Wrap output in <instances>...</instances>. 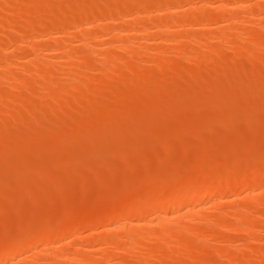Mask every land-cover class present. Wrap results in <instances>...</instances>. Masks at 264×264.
Wrapping results in <instances>:
<instances>
[{
    "label": "rangeland",
    "instance_id": "374dc122",
    "mask_svg": "<svg viewBox=\"0 0 264 264\" xmlns=\"http://www.w3.org/2000/svg\"><path fill=\"white\" fill-rule=\"evenodd\" d=\"M4 1H8V0H0V4L2 3L1 6L3 5ZM19 1H20V4H19ZM75 1H76V3H75ZM86 1H89V0H74V3L77 5L79 3L82 4ZM208 1H209V3H208ZM211 1H213V0H191V1L190 0H188V1L180 0V3H175L172 5L170 4L171 6H173V5L175 6L174 9H173L174 6L172 8L170 6V9H169L168 5H167L168 7L166 6V7H163V9H162L159 5L157 6V4H155V3L152 5L151 1H149L150 2L149 3L147 0V3L144 2V4L146 6H148L147 4L149 3V7L145 6L146 8H150V9H147L149 11L145 10L143 12L141 10L139 13V11L136 10L135 6H130V8L134 7V9H129V13H127V14L130 15V17L128 15L126 17H124V19L127 18L129 20H127V19L125 20L126 21L125 23H127V24L124 23L125 25H123L121 23V28L124 27L123 29H121L119 24L113 25V23H115V22L112 23L111 20L109 22L108 16L106 14H104V12L101 13L102 11H105V13H106L105 9L108 7V5H106L107 7L104 6L106 4L105 0H93V1L90 0L89 2L93 3V4H91L93 7L98 5L96 9H98V11L100 9L102 10L99 12L100 15L99 14L98 15L101 17L104 16L103 20H101L102 18H100L96 14L98 17H96L97 19L92 18L93 21L95 20L93 23H92L91 17L89 16L86 19V21L87 20L89 21L88 22L89 24L86 23L85 19H82L85 21L84 25L82 23L83 21H79V24L81 23L83 25V26L80 25V26H82L80 29L81 30L84 29V32L86 34H88L89 37H90V35L92 36L94 34L93 36H95V34H96V36L98 38V40H96V41L99 42L101 40H104L103 42H106V40H107V42L111 41V43L113 42V44H116V42L118 40H119L118 43L120 41L123 42L126 39H127L126 41H128V42L130 40H131L130 42H132L136 38L135 41L136 42L139 41L138 44L141 43V45H142L144 43L143 44L144 46H142V49L145 48V53H150V51H151V50L149 51L150 48L154 49V48H157L158 46H161V48H162L163 46L159 45V43L162 41V38H164L163 40H166V41L172 39L173 42L172 41H169V42L165 41L166 44L164 45L162 50L160 47H158L159 50L165 51V53L160 51L163 54L161 56L160 52L158 50V52H157L158 54L154 56V57H159V56L161 57V58L159 57L158 60L155 58L157 60L155 62H159L160 59L162 60L164 58L163 62H162L163 64H161V61L159 62L160 65H157L155 62H153V64L150 65V67H149V65H147L148 64L147 61L149 60V59H147L148 57L141 56V58L143 57V59H145V60H142L141 58H138L136 55L130 54V56H131L130 57V56H127L129 54H125L123 56L125 58H123V60L121 61V63L123 62V64H124L125 63L124 60L128 59L125 66L121 63H120V65L118 64L120 67L116 66V68L114 70L116 74L113 72V73H109V75H108L110 77V74H113V75H111V77H113L111 79L108 76H107V79H105L106 77L105 78L102 77L103 79L99 77L100 73H98V72L100 70L99 67L101 66L100 65L101 63L97 64L96 65L97 67L95 66L94 68H92L93 70H91V71L90 70H88V71L84 70L82 72V73H85L84 76H86V77H84V76L83 77L85 79V82L87 81V83H85L83 81L84 80L83 77L81 79L82 75L78 76L77 79H74V80H78V81H73L71 76H68L67 78H65L64 76L63 77L61 76L60 80L57 78V81L54 80V82L60 83L61 81L64 80V82H61V84L67 85V87H65L66 90L64 91V93L58 94V96L56 98H53V99L50 98L51 99L50 101H48L46 99V100H44L45 102L44 101L41 102L40 100L38 102L39 97L38 98L36 97L37 100L35 99L36 100L35 101L33 99L34 96H32V94L29 93L30 91H28L29 88L24 89L25 87L23 86V84H27V85L32 84L33 85V83H34V85H35L36 83L41 84L40 81H42V80H40L39 76L35 72H34L35 74L29 72L32 75H26V73L27 74H29V73L26 72L24 69H22L23 66L26 65L27 69H30V67H33V66H31L29 63L27 65L25 63V61H22V65H21V63H20L21 60H25V59L22 58V59H20V62H16L22 66L21 67L22 73H25V74H22L21 70H19L20 69L19 64H18V66H19L18 67L17 64L16 65L13 64L14 62H11L12 64L10 63L11 65H13V66H10V70H9V67L7 68L9 71L12 72L13 75L15 74L16 76L21 77L22 79H25L22 85L18 82L24 88L20 87L19 85H16L17 82L16 83L13 81H12L13 83L10 82V83H12L13 86L14 85L18 86L17 88L20 87L24 91L21 89H18L17 91H19V92H17L16 91L17 88L15 90L14 89L8 90V88H11L10 83L5 84L6 80L3 77L5 74L4 71H6V73L9 71H7V70L3 71L2 69H0V74L3 73V76L0 75V77H2V78H0V93L5 91V90L10 91V92L13 91L12 93L14 94V92H15V94L17 96V97H15V100H13V102L10 101L9 103H7V104H10V106L7 105V107L3 106V108L2 107L0 108V110L3 111V113H1V111H0V123L2 124V127H0V130H1L0 131V252L1 253H4L6 255H10V253L8 252V247L11 243H13L16 240L23 243L25 241L24 239H27L30 236L40 235L44 230H46L47 227L50 228L52 226L51 228H54L53 226L55 224H56V226H62V225H65L66 223H70V222L75 221L76 224H78V226L79 225L81 226L82 223H84V224L81 228L80 227L76 228L78 230L76 232L74 230L75 233L73 232V235L70 234V235L63 237V238L60 237V239H56V237H55L54 241L53 242L51 241V244L49 241V243L46 246L35 247L34 249L29 250V251L26 250V246L24 244H22L19 248L20 251H18L16 253V255L18 254L17 256L19 257L17 259V263L34 264V262H38V261L40 262L43 259V257H45V255L49 252H53V251L55 252L56 251L57 254H60L59 249L65 244L66 247L69 246V250H68L69 253L67 250H66V252H64L66 254L68 253L67 254L68 256H75L77 253L74 251L73 247L75 246L74 248H77L78 246H80L78 248L82 247L81 249L84 250L83 254H82V252H80L81 250L79 251L81 255H84L87 258L89 257L88 259H91V260L93 258L94 261L98 260L96 263L92 262V264H101V263L103 264V262L101 261V258L99 257V253L97 252L99 249L103 248V246L101 244L102 236L103 237H110V235L113 234L112 231L110 232V230H111L110 227H112L111 221L115 218H118L119 212L126 210L131 203H133V202L135 203V201H136V204H137V201H138V203H139V201H140V203H142V200H144V199L146 200V198H149L150 196H153V195H158L159 198L162 200H166V199L168 200V198L172 197L175 193H178L183 185L188 184V183L197 184L203 180L204 181L208 180L209 178L211 179V183H213L214 185L215 184H216V186H217V184L221 185L228 178L230 179L233 176L236 178L237 175L241 176L242 174H246L250 171V169L253 171V169H254L253 167H255V169H256L255 174L258 177L254 178L252 180L253 176L251 174H254V171H253V173L250 174L251 176L250 175L246 176V177L250 178L251 182L253 181L254 183H252V184L249 183L250 184L249 186H248V184L246 186L242 185L244 187L239 186L237 189V191L239 190L237 195H236V193H237L236 192V193H232V194L230 193L229 196L227 195L226 197H222V198L214 197L212 199V197H211L212 200L210 198H207V199L203 198L204 200H201V201H198L199 199H194V200H192L193 202L191 201V203L178 201V202H175L174 204H171L172 206L170 204L169 205L167 204V208L171 207V209H172V207H173L176 209H181V211H182L181 213L184 215H187L189 212H191V213L193 212L195 215H197L199 213L197 215L198 216L197 220L201 217L202 218H201V220L200 219L198 220V222L200 221L201 224H197V226L201 225L202 229L205 227L204 229L206 230V228L209 226H206V224H204V227H203V225H202V222L206 223L203 221L206 219L207 220H213L214 222L212 221V223H214V224H217L216 222H218V220H219L218 223L224 222L223 224L225 226H226V224H225L226 222L228 224L232 223V227L235 226L236 221H235V218H232V216L235 217L234 214L238 213L239 210H242L244 208L243 207L244 205H245V207L247 204L250 205V203L252 201V200L250 201V199H254L253 198L254 196L251 197L252 195L250 196V199L249 198L247 199V193H246L247 192L246 190L252 189V185L254 187L253 189L256 190L258 192V194L261 193V191L263 190V193H261V196L257 195L258 197L256 196V198L264 199V93L263 92L262 93L256 92L255 95L253 93L254 92L253 90L256 88L255 86L258 87L257 84L260 85V83H264L263 81L260 82V80L264 79V59L253 58V57H250V58L242 57L243 59L237 58V59H235V62H234V61H231L230 58H228L227 60H225L227 63L226 64L223 61L224 59H221L219 57H217L218 58L217 59L215 57L214 58L215 61L213 63H211L212 65H208V63H207L208 59L207 60L200 59V60H204L207 66L205 65V63L201 62L199 59H198L199 62L196 61L197 59L191 60L194 62L196 61L199 65L197 63L194 64V62H191V61H190V63H187V61L184 63V61L181 60L182 58H180L182 56V55L180 56V54H182V53L181 52L179 53V51H178V50L181 51L184 44L182 45V42H179L180 43V45H179V43L177 44L173 40L176 38L179 39L178 37L180 36V38H181L180 41H183L184 37H185V41L187 42L188 40H186V39H188L189 37L192 38L194 36L193 38H195V36H196V39H197V37H201V36L203 37V34H204L205 37L207 36L204 40H206L208 43L210 40L211 41L214 40L213 42H210L214 46L215 43H219L218 41H216L218 39L216 37H218L220 30H221V32H223V31L228 32L229 30L232 29V27L234 25L232 22H228V21L224 20L223 18L228 19V17H229V19H231V18L233 19V17H234L236 19L238 16L240 18V19L239 18L236 19V21H238V22H234L235 19H233L234 20L233 22L236 23L234 25L236 28L233 27V30L234 31L236 30L235 32L238 33L237 34L238 36L240 34L243 37L245 36V38L243 40H247V41H249L247 38L255 40L256 38H258V35L260 36V38H262L261 36L264 35V32H263L264 26H262V24L264 25V20H263L264 19V13H263L264 0H254L255 2L253 0H246L244 3L233 4V5H231L232 4L231 2H228V3L222 2L221 3L220 1L219 2L216 1L217 3H215L214 2L215 0L213 2H211ZM248 1H249V3H248ZM65 2H66V0H55L54 2L52 1V3H51L52 7L54 9V7L56 6L55 12H57L54 14H57V16L58 15L61 16L60 14L62 13V10H61V13H58L57 10L62 8L61 6H64L62 9H67V8H65L66 7ZM70 2L73 3L72 0H70ZM106 2H109V1H106ZM126 2L127 1H125V3ZM191 2H196V3L193 4ZM206 2H207V4H206ZM257 2H259V3H257ZM16 3L18 6L16 5ZM16 3H11V4L9 3L10 6L7 5L6 10L10 9V11H6V10L0 8L3 10V12H5V13H3L2 10H0V20H1L0 21V33H1L0 38L2 39V40H0V43H4V42L6 43V39H8L9 37L11 38V36H13L16 32L22 30L23 28L28 30V32H27V35H28L29 33H31L29 31V27L31 25L33 27L34 24H37L36 20H34V19H36L35 17H37V14H35L36 11L32 5L36 6L38 1L37 0H17ZM27 3H29V5ZM53 3L60 5V8L57 5L53 6ZM63 3H65V4L63 5ZM255 3H257V5ZM75 4H72V5H75ZM89 4L87 5V2H86L85 4H82V5L83 6H89ZM107 4H109V3H107ZM144 4H142V5H144ZM12 5H15V6L13 7ZM76 5H75V7H76ZM154 5H156L158 9L154 8V10H152L153 9L152 7H156ZM179 5L182 7H179ZM219 5L220 6L222 5L224 7H220L221 8V10H220V8H217ZM225 5H226V7H225ZM245 5H247V6H245ZM252 5L254 7H252ZM92 6L88 7V8L89 9L92 8L94 11H96V9H94ZM30 8H32V9H30ZM57 8H59V9H57ZM84 8L87 9V7H84ZM197 8H199V9H197ZM25 10H27V12L29 14L27 12H25ZM46 10L48 11V9H46ZM163 10L164 11L166 10V12H164ZM192 11H193V13H192ZM1 12L3 15L1 14ZM52 12H54V11H52ZM59 12H60V10H59ZM69 12L68 11L66 12L68 15L64 14L65 13L64 12V13H62L63 15L61 17L58 16V18H59L58 21H60V19H63L66 21V19H67V22H68L69 21L68 19H70V17H71V14H69ZM89 12H93V11L90 10ZM256 12L258 13V16H257ZM32 13H33V15H32ZM50 13L51 12L49 11V13L47 12L45 14L46 15L48 14L50 16L51 15ZM95 13H97V11ZM187 13L193 14L197 17V19L195 21L191 22V24H187V22L186 23L183 22V20H186V17L188 18V16H190L189 14L187 15ZM137 14L139 17L141 15H143L142 20H144L143 17L145 14H146L145 16H147V14H149L151 16L154 14V16H156V17L159 16V19H161L162 21H164L166 23L171 22L170 25L172 26V28H167L170 26L169 25V26H166V28H164V30H163L162 28H159V26L158 27L152 26V27L148 28V26L145 25V26H147V31H143L142 27H145L143 24H142L143 26L142 25H140L139 27L136 26L139 24V22H136V21H138V18H139L138 16H136ZM149 15H148V17H145V18L146 19L148 18L151 22L152 18L150 19L149 17H151V16H149ZM171 15L172 16L174 15V16L171 17ZM175 15L177 17H175ZM53 16H55V15H53ZM105 16H107V17H105ZM184 16H186V17L184 18ZM104 18H106V19H104ZM171 18L173 21L168 20ZM140 19H141V17H140ZM140 19H139V21H140ZM219 20H221V21L223 20V22L221 23V21H219ZM243 20H245V22ZM107 21L113 25V28L116 29V26H118L117 29L120 28L122 30V32L120 34V35H122L121 36L122 38H119V36H116V38H114L115 36H112V34L113 35L117 34V32H119V31L117 29H116L117 32L115 31V29H113L111 31V29H112L111 24L107 25V23H108ZM141 21H140V23H141ZM251 21H254V22L252 23ZM26 22H27V24H26ZM90 22L92 24H90ZM96 22L98 25L95 24ZM143 22L146 23L145 21H142V23ZM178 22H180V23H178ZM103 23H105V24H103ZM116 23H118V22H116ZM135 23H138V24H135ZM166 23H165V25H168ZM174 23H176V24H174ZM226 23L228 25H226ZM172 24L175 26H173ZM11 25L16 27V29L9 28V26L12 27ZM28 25H29V27H28ZM66 25H67L66 28L65 27L63 28V26H65L64 24L61 28H57V32H56V29L53 30L52 35H50L51 33L50 34L45 33V36H42L43 39L42 38L37 39V36L33 35V37H32L31 36L32 34H29V38H27V41L26 40L25 41H19L18 45L12 44L13 47H12V45L7 46L10 43H6L5 45L7 46L8 49L7 48H5V49L1 48V50L2 49H3V51L5 50L4 53L6 54V56L9 55L10 58H12V57L14 58L15 56L11 57L10 55H12V53H13V55L17 56V52H16V54L14 53L16 46H17V48H18V46H21V47L24 46V48H25V46H26L25 44H30L34 41H39V47L43 46L46 48L45 49L43 47L40 48L41 50L39 49V51H40L39 52V51H37L38 50V47H37V50L35 49L34 51L29 53L28 55L30 56L33 53L34 57H35V53L39 52V53H37V55L40 54L41 57H42V55L43 56L44 55L49 56V52L46 49H47V47L50 46V44L51 45L55 44L51 40H49L50 37L51 38H54V37L59 38V36L63 37L62 35H64L65 37H68L70 34L73 35L80 30L79 25H75V24L69 25V23ZM133 25H135V26H133ZM148 25H150V24L148 23ZM153 25H155V24H153ZM26 26H27V28H26ZM75 26H77V27H75ZM4 27H8V28H4ZM161 27H163V26H161ZM237 27L241 29V30L238 29V31L240 33L237 31ZM20 28H22V29H20ZM31 28H30V30H31ZM125 28H127V30H125ZM203 28H204V30H203ZM221 28H223L224 30ZM32 29L35 30L34 28H32ZM130 29H132V30H130ZM160 29H161V31H160ZM198 29H200V30H198ZM72 30H74V31H72ZM106 30L107 31L110 30L109 32L110 33L113 32V33L109 35V33L107 34ZM148 30H150V32ZM168 30H169V32H168ZM175 30L179 31L180 34H179V32H177ZM233 30H231V31H233ZM243 30L246 32L243 33L242 32ZM163 31H167L168 33L163 32ZM68 32H69V34H68ZM104 32H106V33H104ZM147 32L149 34L152 33L151 35H153V37L155 38V41H153V38L151 40L153 42L148 41L147 43L149 46L147 45L148 47L146 48L145 47L146 43L144 42V39L140 40V38L144 34H148ZM217 33H218V35H217ZM251 33H253V34H251ZM209 34H211V35H209ZM161 35H162V37H160ZM253 35H257L256 38H255V36L253 37ZM96 36H95V39H97ZM87 37L85 38V41L88 42L89 44H91V45H89L88 43H86L87 46H89V47H87L84 42H83L84 45H82L83 43L80 41H76V43H75V41H73L74 43L68 42V45H67V43H65L69 47H67L65 44H63V46L65 45L64 48H66L68 50H71L72 47L73 48L75 47L76 50L81 49L82 52H83V50L85 52L89 51L88 53L90 54V52H93L90 50H93L92 46L94 45V43L96 41H95L94 37H92L95 42L94 41H93L94 43L89 42L88 40H92V38L88 39ZM202 37H201V39H203ZM213 37H215V38L212 39ZM137 38H139V39H137ZM191 38H189V39H191ZM193 38L191 39L192 43H194ZM122 39H124V40H122ZM8 40H7V42H8ZM115 40H117V41H115ZM156 40H157V42H156ZM176 41H178V40H176ZM98 42H96V44H98ZM186 42L183 41V43H186ZM191 42H190V44H192ZM96 44H95V46H93V48L95 50L97 48ZM152 44H154V46ZM174 44H175V46H174ZM190 44H188V46L190 49H192V52H193V50L194 51L199 50L195 54H198L201 52V49H200L201 46H199V44L197 42L194 43V45L192 44L191 46H190ZM2 45H3V47L5 46L4 44H2ZM81 45L84 46L83 49H82ZM100 45L102 46L103 44H100ZM104 45H107V44H104ZM218 45L219 44H217L216 46L218 47ZM55 46L58 47L57 44H55L54 47ZM103 46L101 48L102 50H103ZM221 46L222 45H219V47H221ZM76 47H78V48H76ZM98 48H100V47H98ZM210 48H212V47H210ZM101 49H98L97 51H99ZM164 49H166L168 52H166V50H164ZM213 49H214V47H213ZM213 49L209 50V48H208L209 52H208V50H206L207 55H209L207 57H209L210 60L212 59V61H213V58H211V55H212L211 53H213L212 51H214L218 48H215L214 50ZM107 50L108 49L106 48L104 51H107ZM171 50L174 52H172ZM78 51H80V50H78ZM109 51H110V49H109ZM56 52L54 51L53 53H55V54L52 55V56H55V58L49 57L50 59H53L54 62L49 59V61H47V64H46L45 60H47L48 57H46L47 59L43 60L45 62V63L43 62L44 65H47V66L45 67L43 65L44 67H42L40 65V67L42 69H46V68L48 69V67H50V65H51L50 61H52V65H54V67H56L57 64L60 65V63L64 64L65 58L62 57L63 55L59 54L60 51H58L57 53ZM82 52L80 51L81 54H82ZM215 52L213 53V56L216 55ZM45 53H47V54H45ZM263 53L260 54V56L262 58H264ZM81 54L79 55L80 58H86V56H88L86 54L85 55L84 54L81 55ZM40 55L38 58H40ZM193 55H194V53H193ZM173 56L175 57L176 60L172 59V58H174ZM31 57L32 56H30V58ZM28 58H27V60H28ZM16 59H17V61L19 60V58H15L14 60L16 61ZM54 59H56V60H54ZM138 59L141 61H146L145 62L146 64H144V62H141V61H140V63H142V64H140V63L138 64L137 63ZM155 59L153 58L152 61H154ZM183 59H185V56L183 57ZM254 60L257 62H255ZM55 61H57V62H55ZM171 61H174L172 63L174 66L171 64ZM131 62H132V64H131ZM165 62H170V64L166 63L169 66L168 68L167 67L165 68V66H164ZM127 63L129 65H127ZM134 63L136 66L134 65ZM29 65H30V67H29ZM142 65H143V67H141ZM145 65H147L148 67H146ZM204 65L208 68H206ZM222 65H223V67H222ZM14 66H16L15 69H14ZM128 66H130V67H128ZM151 66H152V69L154 71L156 70L157 73L155 72V74H157V75H155L154 78L148 76L147 79L150 78L151 80L152 79L154 80L156 78V76L158 77L159 75H160L159 76L160 79L161 78L164 79V80H161V82H159L160 81L159 78H158L159 81L156 78L155 81H157V82L154 81L155 83L152 80L154 85L160 86L161 83H164V82H165V84L168 85L171 82L170 85L172 84L175 86L177 83L180 86V84L184 82L183 86L186 87V89L184 90V88L183 89L181 88L182 90H184L183 91L184 93L179 95V93H177L178 90L182 91L179 88V86H177L178 90H176L175 88H173L171 86L173 89V92H174V90H176L175 92H176V94H178V95L174 94V96H173V93L171 91H169L168 90L169 88L167 87V85H165V88L166 87L168 88L167 92H169V94L167 92H165V93H167L168 96L171 93H172V95H170V97L167 96L168 99H166V100L160 99V97L162 98L164 95L163 96L160 95L159 97H157V99L159 98L160 100H157V99L154 100V98H156V96L155 97L152 96L153 98L152 97L151 98L155 102L153 100L150 101L151 91H148L149 93H147V94H149V96L146 95V92H144L146 95V98L144 97L142 91H144V89L149 90L151 88V85H152L153 89L155 88V91H156V88H157V91L159 88V87L154 86L153 84L150 85V83H151V80H150L148 83V85L150 86L149 88H143L142 87L141 90L142 89L143 90L140 92L138 89V92H136V94L134 95V97H139V95H141V97H143V98L139 97L140 100L136 98L138 100V102H136L135 98L134 99L131 98L133 101L132 102L127 93H131L134 90H132V88H131V92H130V90L127 91L128 85L131 87L130 83L137 80L136 76L138 77V74H140V73L143 74L144 73L143 71H147V68L149 71ZM58 67H60V66H58ZM122 67H124V68L122 69ZM157 67L159 68V70L157 69ZM161 67H164V68H162V70H161ZM173 67H174V69H173ZM33 68H35V67H33ZM143 68H145L146 70H144ZM175 68H177V69H175ZM179 68L181 70H179ZM233 68H235L237 70V72L235 71V69L232 70ZM32 69L29 71H32V72L35 71L34 69L33 70ZM135 69H138L137 72ZM18 70H19V73H18ZM23 70L25 72H23ZM153 70H150V74H152L151 72ZM14 71H15V73H14ZM232 71L233 72L235 71V73H232ZM167 72H168V74H167ZM232 74H234V75L236 74L238 76L240 74L243 75V77H242V75L240 76V79L244 80L243 83L247 84L246 86L244 85V87H242V89L244 88L243 89L244 91H242V92L240 91V93H239V91H237L236 88H235V90L232 88V87H234L233 80H231V78H230V76H232ZM90 75H91V77H89ZM55 76L58 77L57 74ZM59 76H60V74H59ZM163 76H164V78H163ZM56 77H54L53 79H56ZM234 77H236V76H233V79L237 78V77L236 78H234ZM27 78H29L28 81H27ZM33 78L35 79V82L37 81L36 83L34 82ZM99 78H100V80H99ZM251 78H252V80H251ZM91 79H93V80L91 81ZM238 79H239V77H238ZM31 80H33V81H31ZM97 80H99V82L101 84ZM102 80H103V82H102ZM25 81H27V82H25ZM81 81H82V83H81ZM127 81L129 82L128 84H127ZM255 81H257L258 83L255 84L254 83ZM147 82H145V83H147ZM166 82H169V83H166ZM239 82H242V81H239ZM67 83H72V86H70ZM103 83H105V84H103ZM188 83H190V84H188ZM243 83H242V85H243ZM75 84H76V87H75ZM126 84H127V87L125 88ZM68 85L71 88L68 87ZM106 85H107V87H109V88H106V90H109V91H106V94H108V96L109 95H111V96H109L108 99L104 100L105 103L101 105L100 103L97 102L99 99L98 93H99V91H101V89H103V86L106 87ZM145 85H147V84H145ZM145 85H143V86H145ZM170 85H168V86H170ZM163 86H164V84H163ZM163 86H162V88H164ZM247 86H248V88L246 89ZM26 87H29V86H26ZM132 87H134V86H132ZM239 87H241V86L238 85L237 88H239ZM128 89H130V88L128 87ZM116 90H118L116 92L118 94L117 95L115 94L116 95L115 96V95H113L112 91L115 92ZM159 90H161V88H159ZM232 90H234V92ZM239 90H241V88ZM103 91H101V92H103ZM164 91H165V89H164ZM259 91H261V90H259ZM21 92H23V93H21ZM42 92H44V91H42ZM110 92H112V93H110ZM159 92L160 91H158V94L156 93L155 95L158 96ZM103 93H105V91ZM106 94H104V96L102 94L101 95H102V97H107ZM160 94H163V93H160ZM94 95H96V96L98 95V97L94 98V100H93V102H96L95 103L96 105L99 104V106L97 105L96 109H95L96 106L94 105L95 106L94 107L92 105L93 102H91V104H90V100H88V98L92 99L93 97H95ZM132 96L133 95H131V97ZM31 97H33V98L30 100ZM102 99H104V98H102ZM32 100H34L33 104H31L33 102ZM87 101L89 102V104H87L88 103ZM156 101H157V103H156ZM37 102L40 105H38ZM51 102H53V103H51ZM134 102H136V104H134V106H135L134 108L131 106H127L129 103L133 104ZM153 103H154V105H153ZM164 103L166 105L163 109L162 105ZM34 104L35 105L37 104L36 107L33 106ZM83 104L87 105V107L89 105L90 106L92 105L94 109L92 111H90L91 109L89 110L87 108L86 109L87 112L86 111L84 112V111H82V106L84 107ZM152 106H157V108L159 110L158 109H156V110L158 112L156 110H155L156 112H154ZM160 106H162V108ZM31 107H33V108L31 109ZM46 107H47V109H46ZM79 107H80V111L78 110ZM128 107H130V111H129ZM145 107H146V109H145ZM148 107L150 108V110H148ZM131 108H133V109H131ZM155 108L156 107H154V109ZM83 109H85V108H83ZM98 109H100V110H98ZM32 110H33V112H32ZM88 110H89V112H88ZM27 113H28V115H26ZM35 114L37 115L36 118L34 117ZM41 114H43V115H41ZM7 116H8V118H11V120L7 119ZM20 117H21V119H20ZM18 119H20V124H19ZM22 120L24 121L25 126L23 125ZM26 121H31L32 125H29L28 124L29 122L26 123ZM40 122H41V124H40ZM5 130H7V131H5ZM20 136H21V138H20ZM150 158H152V159H150ZM258 164H260V165H258ZM260 166L261 167L263 166V168L261 170H260ZM247 168H248V172H246ZM241 172H242V174H241ZM255 174H254V176H256ZM86 176H87V178H86ZM248 178H245V179H247L249 182ZM35 180H37V181H35ZM27 181H28V183H27ZM15 182L17 184H15ZM29 184H30V186H29ZM258 185H259V188H258ZM16 189L17 190L20 189L21 191L20 190L17 191ZM14 191H15V193H14ZM243 197H245V198H243ZM227 200L229 201V203ZM222 203H223V205L221 206ZM241 203L243 204V206ZM184 208L186 211L184 210ZM149 210L148 209L142 210L143 212L139 210L136 213L134 212L135 214L133 213V215L128 217L129 218L128 221L130 220L129 222H132V223L148 222L149 220H155V218L159 217L158 211H155V210L149 211ZM193 210H195L198 213H196ZM146 211H149V213ZM203 212H205V213H203ZM230 212L233 213V215H228ZM258 212L259 213L261 212L260 213L261 215H258L259 214ZM143 213H145V214H143ZM206 213L207 214L210 213L211 215L210 214L207 215ZM248 215L249 214H247L245 216L250 219V216L252 215L251 217L252 218L255 217V219H253V220L256 221L257 225H259V226L261 225L260 228L262 226H263L262 228H264V220H262V219H264V209H262V210L259 209V211H254L253 214H252V212H250V215L249 216ZM98 216L99 217L101 216L100 218L103 217V219H104V220H102V219L100 220L102 222L99 221L100 224L98 222L95 223L94 224L95 227L91 226L92 224H89V223H88L89 225L85 224V223L89 222L90 219L91 220L95 219ZM204 216L208 217V218H205ZM212 216H213V218H212ZM203 217L205 219H203ZM183 220H184V222H183ZM232 220H234V221H232ZM54 221H55V224H54ZM230 221H232V222H230ZM77 222H79L80 224ZM108 223H109V225H107ZM179 223H182V225ZM96 224H99V225H96ZM172 225H174V226H172ZM172 225H171V227H177V226L180 227V225H181L182 228H185L187 226H193L194 224H192V222L189 223V220L186 217L179 215L176 219L173 220ZM237 225H238V223H237ZM197 226H194V228ZM199 226H198V228H199ZM212 227L210 226V229L213 232L209 228H207V230L208 229L210 230L209 233L210 232L212 233V234L210 233V236L212 238H210V236L208 238V236L206 235L207 241L205 244L207 246L204 244V247H208V248L211 247L210 249H212V245H213V248H214L213 251H215V252L212 253V251L208 250V248H203L202 247L203 244L201 246L197 245L198 247L195 244L194 245L193 244H191V245L190 244H183L184 247L187 245L185 250H187V249L189 250L191 247L190 251H188V252H191V254H192L191 250L194 249V247H196L195 249H198L199 247H201L202 248V249L200 248L201 254L198 253V250L196 251L194 249L193 256H194V258L197 257V259L192 261V258H191L192 255H191V257H189L188 256L189 253L185 251V254L188 253L185 255V256L189 257L188 259H186V257L183 254L184 252H183L182 255L180 253H178L180 255L176 254V256H178V257H176L177 261L169 262L168 261L169 260L168 255L169 254L171 255L172 252H175V250H176L175 246H176L177 242L178 243L180 241L182 242V240H184L183 238H185V240H184L185 243H189V242L192 243L190 238H189L190 241L189 240L187 241L186 240L187 237H183L184 234L182 236L180 234V236H179L180 238L178 239V241L177 242L174 241L176 243L174 247L172 246L174 244V242H172V241L175 240L176 238L175 239L171 238L170 240H172V241L167 243V244H171V245H169V246L167 245V247H165L163 245L164 248H166V249L160 248V245H157L160 248V249H158V247L156 246L157 247L156 250L160 251V252H158V254L156 253L158 255V258L155 257V259H154V256L156 254L154 255L155 252L152 251L153 257L151 258L150 255H149V257L152 260H155V261L157 260V263H152V260L149 257L148 258L150 260H147L146 259L147 257H146L145 260H143L144 263L145 264H161L164 261L163 264H166L167 262H168L167 264H170V263L171 264H173V263L177 264V262H178V264H187L191 261L190 264L191 263L198 264V261H200L199 264H207V263L208 264H236L235 262L233 263V261L228 259V258H225V257L223 258V256L219 253V251H222L221 249L223 248V250L226 249V251H229V253H231L234 256V255L239 254V252H240L239 250L238 251L236 250L237 247H235V246L238 245V247L240 248L239 245H241V247L244 245L243 247L246 249L245 250L247 252L246 254L250 253V255L248 254L249 257H248V255H245V256L248 257V259H250L249 261L251 264H257V262H258V264H264V259L261 256L259 257V255H258L261 252L257 253V251L259 252L264 246V241H263L264 240V236H263L264 230L263 229H262L263 230L262 234L259 232L257 234H253V236L250 235L251 237L248 235V237H250V238H248V237H246L247 235L243 236V234H242V236H241V235L233 234L232 230L230 229V227H231L230 225H228L227 227H224L225 229H229L227 231L225 229L223 230L222 228H219L220 225H218V227H215L212 224ZM216 228L218 229V232L216 231L217 230ZM204 229H203V231H204ZM134 230H133V232H135L138 235H142L144 233L146 234L145 231H147V234H148L149 230H151L150 231L151 234L154 233L156 235L157 232L160 234V231H161L158 228L152 227V226H150V227L147 226L146 228H145V226H143V227H139L137 229L135 228ZM82 231H84V232H82ZM184 231L185 230H183V232ZM137 232H139V233H137ZM103 233H105V234H103ZM106 233L108 234V236H106ZM209 233H208V235H209ZM258 235H260V237ZM237 236H239V237H237ZM1 237H2V239H1ZM256 237L259 240H257ZM252 238H253V240H252ZM73 240H75V241H73ZM86 240H87V242H86ZM209 240H210V243H207ZM77 243H78V245H77ZM234 243L236 244L235 246H234ZM245 243L247 244V246L245 245ZM232 244H233V247H231ZM252 244L256 248L253 247ZM180 245H181V243H180ZM180 245L178 244V247ZM149 246H151V244ZM153 246H154V244H153ZM192 246H194V247L192 248ZM135 247L136 246H134V248ZM141 247H143V252H144L145 251L144 248H146V247L140 246V248ZM180 247H182V245ZM184 247H182V249ZM41 248H42V250H40ZM134 248H133L132 252L130 251L131 255H130V253L127 254L124 251H119V250L116 251V249H110L109 253L112 254L113 259L110 262H108V264H115L116 262H117V264L119 262H120V264H122L123 261H124L123 264H125L126 260L130 261L131 264H141V263H136L134 261L136 258L134 257V254H132V253H134V252L137 253V251L139 250L138 248H136V249H134ZM151 248H153V247H151ZM215 248H216V250H215ZM247 248H248V251H247ZM147 249H148V247L146 248V252L148 253ZM24 250H26V251L24 252ZM85 250H87V251H85ZM88 250H90V252ZM94 250H97V251L95 252ZM134 250H136V251H134ZM141 250L142 249H140V251ZM178 250H181V249H178ZM162 251H165V253H163ZM203 251L207 252V256L205 255V252H203ZM210 251H211V254H210L211 256H213V254H215V255L213 257L210 256V258H208L209 257L208 253ZM232 251H234V253H232ZM79 252H78V254H79ZM146 252H144V253H146ZM168 252H169V254L167 255L168 258H166L165 254H167ZM180 252H182V250ZM138 253H139V251H138ZM160 253H161V255H159ZM195 253L196 254L198 253V256ZM37 254L40 255V260H39V257L37 256ZM138 255H136V256H138ZM199 255H200V257H199ZM32 256H35L37 258L35 259V257H32ZM93 256H95V257H93ZM151 256H152V253H151ZM243 256H244V254H243ZM125 257H127V258H125ZM129 257L130 258L134 257L135 259L134 258L130 259ZM164 257H165V259H163ZM219 257H220V259H219ZM252 257L255 259H252ZM118 259H120V260L114 262L115 260H118ZM201 260L203 262H201ZM225 260H226V262H225ZM121 261H122V263H121ZM143 261H142V264H144ZM221 261H222V263H220ZM223 261H224V263H223ZM227 261H228V263H227ZM179 262H181V263H179ZM126 263L130 264L128 262H126ZM5 264H7V263H5ZM8 264H11V263L8 262ZM78 264H85V263H78Z\"/></svg>",
    "mask_w": 264,
    "mask_h": 264
},
{
    "label": "bare ground",
    "instance_id": "6f19581e",
    "mask_svg": "<svg viewBox=\"0 0 264 264\" xmlns=\"http://www.w3.org/2000/svg\"><path fill=\"white\" fill-rule=\"evenodd\" d=\"M38 1V3L36 4V6H34V5H32L33 6V8L35 9V11H36V13L35 14H37V17H35L36 19H34V20H36V22H37V24H34V26L32 27V25L29 27V25H28V27H29V31L31 32V33H29V34H32L31 36L33 37V35L34 36H37V39L39 38H42L43 39V37L42 36H45V33H47V34H50V35H52V31L53 30H55L56 29V32H57V28H61L62 26H63V24L65 25V26H63V28L65 27L66 28V24H68L69 23V25L70 24H75V25H82L81 23L79 24V21H83L82 23H83V25H84V22L86 21V19L90 16L91 17V20H92V18H94V19H97L96 17H98L99 15H100V11H102L101 9L98 11V9H96L97 8V6L98 5H96V6H92L91 4H93L92 2L90 3L89 1H86L87 2V5L89 4V6H83L82 4H85L86 2H84V3H79V4H75L76 3V1H75V3H74V0H72L73 1V3L72 2H70V0H66V4L65 3H63V5L65 4V8H67V9H62L64 6H61L62 8H60V5H57L56 3H53V6L54 5H57V6H59V8H57V9H59L60 10V12H59V10H57L58 11V13H61V10H62V13H64V14H67L66 12L68 11H70L69 12V14H71V17H70V19H68L69 21L67 22V19H66V21L65 20H63V19H60V21H58L59 20V18H58V16H57V14H54V13H57V12H55V7H54V9H53V7H52V1L54 2L55 0H37ZM91 1H93V0H91ZM106 1H109V2H106ZM125 1H127L126 3H125ZM149 1H151V4L153 5L154 3L155 4H157V6L159 5L162 9H163V7H166L167 5L169 6V9H170V6L172 5V4H175V3H180V0H148V2ZM186 1H188V0H186ZM191 1V0H190ZM214 1V0H213ZM213 1H211V2H213ZM216 1H220L221 3L223 2H225V3H228V2H231L232 4L231 5H233V4H240V3H244L246 0H215L214 2L215 3H217ZM254 1V0H253ZM17 2V0H8V1H4L3 2V5L1 6V4H0V8H2V9H4V10H6V7H7V5L8 6H10V4L11 3H16ZM29 2V1H28ZM89 2V3H88ZM144 2H146L147 3V0H105V5L104 6H106V5H108V9L106 8L105 10H106V13H105V11H102L101 13H103L104 12V14H106L107 16H108V20H109V22H110V20H111V22L113 23V22H115V23H113V25L114 24H119V26H120V28H121V23L123 24V25H125V24H127V23H125L126 21V19H124V17H126L128 14L127 13H129V9H134V7L133 8H130V6H135V8H136V10L137 11H139V13H140V11L142 10L143 12L145 11V10H147V9H150V8H146V7H149V3L147 4L148 6H146L145 4H144ZM210 2V3H211ZM255 2V1H254ZM10 3V4H9ZM30 3V2H29ZM29 3H27L28 5H29ZM32 3V2H31ZM75 4L76 5V7H75V5H72V4ZM107 3H109V4H107ZM128 3V4H127ZM144 4V5H142V4ZM187 3V2H186ZM191 3H196V2H191ZM208 3H209V1H208ZM214 3V4H215ZM248 3H249V1H248ZM253 3V2H252ZM257 3H259V2H257ZM257 3H255L256 5H257ZM261 3V2H260ZM19 4H20V1H19ZM35 4V3H34ZM81 4V5H80ZM150 4V5H151ZM171 4V5H170ZM190 4V3H189ZM201 4V3H200ZM206 4H207V2H206ZM212 4V3H211ZM264 4V3H263ZM16 5H17V3H16ZM27 5V6H28ZM80 7H79V6ZM94 8V9H96V11H97V13H95L96 11H94L92 8H88V7H91V6ZM151 5V6H152ZM210 5V4H209ZM230 5V4H229ZM13 7L15 6V5H12ZM18 6V5H17ZM31 6V5H30ZM146 6V7H145ZM150 6V7H151ZM154 6H156V5H154ZM157 6L156 7H152L153 9L152 10H154V8H157ZM167 6V7H168ZM174 6V5H173ZM173 6H171V8L173 7ZM184 6V5H183ZM187 6V5H186ZM189 6V5H188ZM236 6V5H235ZM245 6H247V5H245ZM78 7V8H77ZM84 7H87V9H85ZM145 9H144V8ZM177 7V6H176ZM179 7H182V6H180L179 5ZM206 7V6H205ZM217 7V6H216ZM220 7H224V6H218L217 8H220ZM225 7H226V5H225ZM240 7V6H239ZM244 7V6H243ZM252 7H254L253 5H252ZM9 8V7H8ZM175 8V6L173 7V9ZM212 8V7H211ZM215 8V7H214ZM216 8V9H217ZM2 9H0V10H2ZM30 9H32V8H30ZM46 9H48V11L46 10ZM158 9V8H157ZM161 9V10H162ZM165 9V8H164ZM168 9V8H167ZM197 9H199V8H197ZM203 9V8H202ZM213 9V8H212ZM226 9V8H225ZM228 9V8H227ZM234 9V8H233ZM67 10V11H66ZM90 10H92L93 12H89ZM135 10V11H136ZM220 10H221V8H220ZM6 11H10V9H7ZM17 11V10H16ZM32 11V10H31ZM49 11L51 12L50 14V16L47 14H45V13H49ZM52 11H54V12H52ZM147 11H149V10H147ZM151 11V10H150ZM164 11V10H163ZM170 11V10H169ZM2 12H3V10H2ZM2 12H1V14H2ZM25 12H27V10H25ZM142 12V13H143ZM152 12V11H151ZM156 12V11H155ZM164 12H166V10L164 11ZM171 12V11H170ZM184 12V11H183ZM198 12V11H197ZM207 12V11H206ZM254 12V11H253ZM261 12V11H260ZM3 13H5V12H3ZM28 13V12H27ZM60 14L61 16L63 15V14ZM192 13H193V11H192ZM219 13V12H218ZM252 13V12H251ZM257 13V12H256ZM263 13H264V10H263ZM29 14V13H28ZM91 14V15H90ZM98 16H97V15ZM103 14V15H104ZM151 14V13H150ZM156 14V13H155ZM170 14V13H169ZM189 13H187V15H188ZM208 14V13H207ZM212 14V13H211ZM3 15V14H2ZM32 15H33V13H32ZM53 15H55V16H53ZM68 15V14H67ZM94 15V16H93ZM146 15V14H145ZM144 15V17H143V19L144 20H142V16L143 15H141L140 17H141V19H140V17L138 16V14L136 15V16H138L139 18H138V21H136V22H139V24L138 23H135V24H138V25H136L137 27H139L140 25H147L148 26V28H150V27H158L159 26V28H162L163 30H164V28H166V26H169L170 25V23L171 22H164V21H162L161 19H159V16H154V14L151 16V15H149V14H147V16H145ZM148 15L149 16H151V17H149L150 19L152 18V20H151V22H150V20L147 18H145V17H148ZM190 16H188V18L186 17V16H184V18L186 17V20H183V22H187V24H191V22H193V21H195L196 19H197V17L195 16V15H193V14H189ZM253 15V14H252ZM255 15V14H254ZM260 15V14H259ZM28 16V15H27ZM61 16H59V17H61ZM107 16H105V17H107ZM129 17H130V15H128ZM174 16V15H173ZM172 15H171V17H173ZM210 16V15H209ZM234 16V15H233ZM238 16V15H237ZM257 16H258V13H257ZM262 16V15H261ZM4 17V16H3ZM100 18H102L101 20H103V17H101V16H99ZM165 17V16H164ZM175 17H177L176 15H175ZM205 17V16H204ZM10 18V17H9ZM183 18V17H182ZM183 18V19H184ZM237 18H239V16L237 17ZM236 18V19H237ZM244 18V17H243ZM262 18V17H261ZM260 18V19H261ZM82 19H85V21L84 20H82ZM90 19V18H89ZM104 19H106V18H104ZM139 19H140V21L142 20V21H145L146 23H142V21H141V23H140V21H139ZM146 19V20H145ZM220 19V18H219ZM224 20H226V21H228V22H232L234 25L236 24V23H234V22H238V21H236V19L233 17V19H235V21L231 18V19H229V17H228V19L226 18H223ZM240 19V18H239ZM242 19V18H241ZM249 19V18H248ZM252 19V18H251ZM63 20V21H62ZM127 20H129V19H127ZM132 20V19H131ZM137 20V19H136ZM165 20V19H164ZM168 20H171V21H173L172 20V18L171 19H168ZM205 20V19H204ZM259 20V19H258ZM262 20V19H261ZM264 20V19H263ZM1 21V20H0ZM26 21V20H25ZM62 21V22H61ZM95 21V20H94ZM93 20H92V23L94 22ZM134 21V20H133ZM219 21H221V20H219ZM234 21V22H233ZM242 21V20H241ZM240 21V22H241ZM244 22H245V20H243ZM64 22V23H63ZM89 21L87 20L86 21V23H88ZM98 22V21H97ZM97 22L95 23V24H97ZM108 22V21H107ZM107 23V25L108 24H111V23ZM116 22H118V23H116ZM128 22V21H127ZM130 22V21H129ZM175 22V21H174ZM182 22V23H183ZM207 22V21H206ZM223 22V20L221 21V23ZM252 23L254 22V21H251ZM91 22H90V24H92ZM125 23V24H124ZM148 23L150 24V25H148ZM165 23L166 24H168V25H165ZM178 23H180V22H178ZM243 23V22H242ZM2 24V23H1ZM8 24V23H7ZM26 24H27V22H26ZM89 24V23H88ZM103 24H105V23H103ZM153 24H155V25H153ZM174 24H176V23H174ZM194 24V23H193ZM230 24V23H229ZM240 24V23H239ZM261 24V23H260ZM3 25V24H2ZM5 25V24H4ZM25 25V24H24ZM82 25V26H83ZM98 25V24H97ZM113 25L111 24V27H112V29H111V31L113 30V29H115V28H113ZM122 25V26H123ZM142 25V26H143ZM173 25V24H172ZM226 25H228L227 23H226ZM233 25V27H235ZM248 25V24H247ZM253 25V24H252ZM251 25V26H252ZM12 26V25H11ZM36 26V27H35ZM74 26V25H73ZM82 26H80L79 27V29L82 27ZM100 26V25H99ZM133 26H135V25H133ZM132 26V27H133ZM141 26V27H142ZM147 26H145V27H142V29H143V31H147ZM161 26H163V27H161ZM171 26V25H170ZM167 27V28H172V26L171 27ZM173 26H175V25H173ZM199 26V25H198ZM231 26V25H230ZM238 26V25H237ZM262 26H264L263 24H262ZM34 28L35 30H33L32 28ZM75 27H77V26H75ZM178 27V26H177ZM228 27V26H227ZM233 27H232V29L231 30H233ZM239 27V26H238ZM237 27V31H238V29L239 30H241L240 28H238ZM246 27V26H245ZM248 27V26H247ZM250 27V26H249ZM4 28H8V27H4ZM9 28H14V29H16V27H14V26H12V27H10L9 26ZM26 28H27V26H26ZM30 28H31V30H30ZM96 28V27H95ZM102 28V27H101ZM118 28V26H116V29ZM117 29L119 32H117V30L115 29V31L117 32V34H112V33H110L109 31H107V34L109 33V35L110 34H112V36H115L114 38H116V36H119V38H122L121 36L122 35H120L121 34V32H122V30L121 29H123V28H121V29ZM128 28V27H127ZM127 28H125V30H127ZM194 28V27H193ZM225 28V27H224ZM236 28V27H235ZM20 29H22V28H20ZM78 29V30H79ZM98 29V28H97ZM138 29V28H137ZM136 29V30H137ZM141 29V30H142ZM145 29V30H144ZM178 29V28H177ZM192 29V28H191ZM196 29V28H195ZM221 29H223V28H221ZM255 29V28H254ZM62 30V29H61ZM101 30V29H100ZM121 30V31H120ZM130 30H132V29H130ZM197 30V29H196ZM198 30H200V29H198ZM203 30H204V28H203ZM224 30V29H223ZM227 30V29H226ZM229 30V29H228ZM231 30H229L228 32H225V31H223V32H221V30H220V33H219V35H218V33H217V35H218V37H216V38H218L216 41H218L219 43H215L214 44V46H213V44H211L210 42H213V41H209V43L211 44H209L206 40H204L206 37L204 36V34H203V39H201V37H197V39H196V36H195V38H193V42L194 43H198L199 44V46H201L200 47V49H201V52L200 53H198V54H195L197 51H199V50H197V51H194L193 50V52H192V49H190L189 48V46H188V44H190V42L192 41L191 39V37H189V38H191V39H186V40H188L187 42L185 41V37H184V42H186V43H183V41H180L181 40V38H180V36L178 37L177 35V37L179 38V39H173L174 40V42H176L177 44L179 43V42H182V45L184 44V46H183V48L181 49V51L180 50H178L179 51V53L181 52L182 54H180V56L182 55L183 57L185 56V59H183V57L181 56L180 58H182L181 60H183L184 61V63L187 61V63H190V61L191 60H193V59H197L196 61H198V59L200 60V59H205V60H207V63H208V65H212L211 63H213L214 61H215V57L217 58V57H219V58H221V59H224L223 61L226 63V61L225 60H227L228 58H230V60L231 61H234L235 62V59H237V58H241V59H243L242 57H247V58H250V57H253V58H261V59H264V58H262L261 56H260V54L261 53H263L264 52V35L263 36H261L262 38H260V36L258 35V38H256V36L257 35H253V37L255 36V40L254 39H249V38H247L249 41H247V40H243L244 38H245V36L243 37V36H241V34L238 36L237 34L238 33H236L234 30L233 31H231ZM63 31V30H62ZM72 31H74V30H72ZM135 31V30H134ZM140 31V30H139ZM149 32H150V30H148ZM160 31H161V29H160ZM175 31H177V30H175ZM231 31V32H230ZM259 31V30H258ZM257 31V32H258ZM27 32H28V30L27 29H22V30H20V31H18V32H16L13 36H11V38L8 40V39H6V43H10V44H8L7 46H11L12 44H19V41H27V38H29V34L27 35ZM67 32V31H66ZM124 32V31H123ZM153 32V31H152ZM163 32H167V31H163ZM168 32H169V30H168ZM167 32V33H168ZM177 32H179V31H177ZM176 32V33H177ZM214 32V31H213ZM239 32V31H238ZM243 33L244 32H246V31H242ZM264 32V31H263ZM90 33V32H89ZM104 33H106V32H104ZM115 33V32H114ZM148 33V32H147ZM160 33V32H159ZM185 33V32H184ZM240 33V32H239ZM256 33V32H255ZM260 33V32H259ZM1 34V33H0ZM9 34V33H8ZM44 34V35H43ZM46 34V35H47ZM68 34H69V32H68ZM91 34V33H90ZM123 34V33H122ZM137 34V33H136ZM142 34V33H141ZM152 33H148V34H144L141 38H140V40L141 39H144V42L146 43V48L149 46L148 45V41H151L152 40V38H153V41H155V38L153 37V35H151ZM179 34H180V32H179ZM208 34V33H207ZM251 34H253V33H251ZM250 34V35H251ZM258 34V33H257ZM5 35V34H4ZM94 35V34H93ZM91 36L90 35V37L88 36V34H86L85 32H84V29H80L77 33H75V34H73V35H69L68 37H65L64 35H62L63 37H61V36H59V38L58 37H54V38H51L50 37V39L49 40H51L53 43H55V44H57L58 45V47L57 46H55L54 47V45L55 44H50V46L49 47H47V49L46 50H48V52H49V56H43L42 55V57H41V55H40V58L42 59H40V58H38L39 57V55H37V53H39L40 51H39V49L40 48H42V47H39V41H34V42H32V43H30V44H25L26 46H25V48H24V46H18V48H17V46H16V49H15V54H16V52H17V56L16 55H13V53H12V55H10L11 57L12 56H15L13 59L12 58H10L9 57V55H7L6 56V54L4 53V51H3V49L1 50V48H7V46L5 45L6 43L4 42V43H0V69H2L3 71L4 70H7V71H9L10 70V66H13V65H11L12 63L11 62H14L13 64L14 65H16L17 64V66H18V64L19 63H16V62H20V59H25V60H21V65H22V61H25V63L28 65V63L31 65V66H33V67H35V68H33V67H30V65H29V67H30V69H27V67H26V65L25 66H23V68L22 69H24L26 72H31V73H33V74H37L38 76H39V78H40V80H42V81H40L41 82V84L40 83H36L35 82V79H34V82L37 84H35L34 85V83H33V85L31 84V85H27V84H23V82H24V80L25 79H22L21 77H18V76H16L15 74L13 75L12 74V72L11 71H9V72H7L6 73V71H4L5 72V74H4V79L6 80V83L5 84H8V83H10V82H19L21 85L23 84V86L25 87H22L19 83L17 84L16 83V85H19L20 87H22V88H24V89H27V88H29L28 89V91H30L29 93H31L32 94V96H34V98L33 97H31L30 98V100L33 98L34 100L36 99L37 100V98H38V102H39V100L41 101V102H43L44 100H48V101H50L51 99H53V98H56L57 96H58V94H61V93H64V91L66 90L65 89V87H67V85L66 84H61V82H64V80L63 81H59L61 78V76L63 77H65V78H67L68 76H71V78L73 79V81H78V80H74V79H77V77L78 76H81V79H82V77L85 75V73H82L84 70H93L92 68H94L97 64H100L99 66V68H100V70H99V72L98 73H100V75H99V77L100 78H105V79H107V76L109 75V73H115V68H116V66H119L120 65V63H121V61L123 60V58H125V57H123L125 54H129V55H127V56H130V54L131 55H136L138 58H141V56H145V57H148L147 59H149L148 61H147V65H149V67H150V65H152L153 64V62H155V61H157L158 60V58L160 57H154L155 55H157L158 53V50H159V48L158 47H160L161 48V46H158L157 48H148L149 49V51H150V53H145V48L144 49H142V46H144L143 44L141 45V43L140 44H138L139 43V41L138 42H136L135 41V39L132 41V42H128V41H120L119 43H118V41L117 40H115V41H117L116 42V44H113V42L111 43V41L110 42H107V40H106V42H103L104 40H101V41H96V40H98V38H97V36H96V34H95V36H96V38L97 39H95V36ZM100 35V34H99ZM108 35V36H109ZM124 35V34H123ZM163 35V34H162ZM162 35L160 36V37H162ZM209 35H211V34H209ZM247 35V34H246ZM261 35V34H260ZM7 36V35H6ZM5 36V37H6ZM88 36V37H87ZM101 36V35H100ZM152 36V37H151ZM168 36V35H167ZM175 36V37H176ZM88 38V39H91L92 37H94V39H95V41L96 42H98V44H96V42L94 41V39L92 38V40H88L89 42H92V43H94V45L93 46H95V44H96V46H97V48H96V50L93 48V46H92V49L93 50H90V51H93V52H90V54L86 51H84L83 50V52H82V50L81 49H75V47L73 48L72 47V49L71 50H68V49H66V48H64L65 47V43H67V45H68V42L69 43H71V42H73V41H75V43H76V41H80V42H84L85 43V45L87 46V44L86 43H88V42H86L85 41V38ZM132 37V36H131ZM139 38H137V39H139ZM159 38V37H158ZM166 38V37H165ZM170 38V37H169ZM215 37H213L212 39H214ZM252 38V37H251ZM164 38H162V41L159 43V45H162L163 47H164V45L166 44V42L168 41H172V39L171 40H163ZM0 40H2L1 38H0ZM7 40H8V42H7ZM122 40H124V39H122ZM158 40V39H157ZM157 40H156V42H157ZM176 40H178V41H176ZM190 40V41H189ZM208 40V39H207ZM94 41V42H93ZM136 43H135V42ZM153 41H151V42H153ZM166 41V42H165ZM196 41V42H195ZM215 41V42H216ZM2 42V41H1ZM142 42V41H141ZM150 42V43H151ZM173 42V41H172ZM189 42V43H188ZM29 43V42H28ZM45 43V42H44ZM74 43V42H73ZM79 43V42H78ZM84 43L82 44V45H84ZM115 43V42H114ZM192 43V42H191ZM194 43H192L193 45H194ZM2 44H4L5 46L3 47V45ZM63 44H65L64 46H63ZM89 44V43H88ZM100 44H107V45H102L103 46V50L101 49L102 48V46L100 45ZM155 44V43H154ZM154 44H152L153 46H154ZM157 44V43H156ZM172 44V43H171ZM186 44V45H185ZM192 44H190V46L192 45ZM217 44H219V45H222L221 47H219V45H218V47L216 46ZM47 45V44H46ZM66 45V46H67ZM70 45V44H69ZM75 45V44H74ZM81 45V46H82ZM89 45H91V44H89ZM148 45V46H147ZM173 45V44H172ZM179 45H180V43H179ZM196 45V44H195ZM85 46V47H86ZM152 46V47H153ZM174 46H175V44H174ZM12 47H13V45H12ZM11 47V48H12ZM21 49H20V48ZM37 47H38V50H37ZM67 47H69V46H67ZM87 47H89V46H87ZM98 47H100V48H98ZM108 49L107 51H104L106 48ZM163 47L161 48V50L163 49ZM210 47H212V48H210ZM213 47H214V49L215 48H218V49H216V50H214L213 49ZM44 49L46 48V47H43ZM76 48H78V47H76ZM84 48V46H82V49ZM91 48V47H90ZM105 48V49H104ZM175 48V47H174ZM192 48V47H191ZM208 48H209V50L210 49H213L214 51H212L213 53L215 52L216 53V55L215 56H213V53H211L212 55H211V58H213V61H212V59L210 60L209 59V57H207V56H209V55H207V53H206V50H208ZM8 49V48H7ZM14 49V48H13ZM12 49V50H13ZM37 50V51H39V52H34L35 53V57H34V54L32 53L30 56H32L31 58H30V56L28 55L29 53H31L32 51H34V50ZM98 49H101V50H99V51H97ZM109 49H110V51H109ZM157 49V50H156ZM179 49V48H178ZM41 50V49H40ZM78 50H80L81 52H82V54H86V55H88V56H86V58H80L79 57V55L81 54L80 53V51H78ZM88 50V49H87ZM161 50H159V52L161 51ZM164 50H166V49H164ZM170 50V49H169ZM174 50V49H173ZM209 50H208V52H209ZM7 51V50H6ZM14 51V50H13ZM43 51V50H42ZM58 52V51H60L59 52V54H61V55H63L62 57H64L65 58V62H64V64L63 63H60V65H58L57 64V68L56 67H54V65H52V61H53V59H50V58H55V56H52V55H54L55 53H53V52ZM147 51V50H146ZM172 51V50H171ZM56 52V53H57ZM148 52V51H147ZM161 52H163V53H165V51H161ZM160 52V55L162 56L163 54ZM166 52H168L167 50H166ZM172 52H174V51H172ZM5 55H4V54ZM53 53V54H52ZM88 53V54H87ZM176 53V52H175ZM193 53H194V55H193ZM8 54V53H7ZM42 54V53H41ZM45 54H47V53H45ZM81 54V55H82ZM171 54V53H170ZM210 54V53H209ZM264 54V53H263ZM27 55V56H26ZM58 55V54H57ZM83 55V56H84ZM165 55V54H164ZM167 55V54H166ZM169 55V54H168ZM173 55V54H172ZM59 56V55H58ZM57 56V57H58ZM29 57V58H28ZM34 57V58H33ZM44 57V58H43ZM46 57H48V59L46 58ZM50 57V58H49ZM61 57V56H60ZM82 57V56H81ZM131 57V56H130ZM174 57V56H173ZM177 57V56H176ZM15 58H19V60L17 61V59H16V61L14 60ZM27 58H28V60H27ZM136 58V57H135ZM153 58L155 59L154 61H152L153 60ZM161 58V57H160ZM169 58V57H168ZM45 59H47V60H45ZM49 59L50 60H52V61H50L51 63V65L53 66H51L50 64V67H48V69L46 68V69H42L41 67H40V65L42 66V67H46L47 65H44V63L46 62V64H47V61H49ZM142 60H145V59H143V57L141 58ZM146 59V60H147ZM164 59V58H163ZM163 59L161 60H159V62L161 61V64H163L162 62H163ZM166 59V58H165ZM173 60L175 59V57L174 58H172ZM218 59V58H217ZM216 59V60H217ZM43 60H45V62L43 61ZM54 60H56V59H54ZM128 60V59H127ZM127 60H124L125 61V63L123 64V62L121 63V64H123L124 66H125V64H126V62H127ZM136 60V59H135ZM134 60V61H135ZM168 60V59H167ZM176 60V59H175ZM251 60V59H250ZM27 61V62H26ZM139 61V62H138ZM138 61H137V63L139 64L140 63V61L141 60H139L138 59ZM169 61V60H168ZM178 61V60H177ZM189 61V62H188ZM194 62V61H191V62H194V64L195 63H197V62ZM201 62H203V63H205V61L204 60H200ZM210 61V62H209ZM255 61V60H254ZM44 62V63H43ZM54 62V61H53ZM55 62H57V61H55ZM141 62H144V64H146L145 62L146 61H141ZM159 62H155L157 65H160L159 64ZM174 61H171V64L173 63ZM199 62V61H198ZM220 62V61H219ZM218 62V63H219ZM223 62V63H224ZM239 62V61H238ZM237 62V63H238ZM255 62H257V61H255ZM11 63V64H10ZM166 63H169L170 64V62H165L164 63V66H165V68L167 67H169L168 66V64H166ZM182 63V62H181ZM55 64V63H54ZM63 64V65H62ZM119 64V65H118ZM131 64H132V62H131ZM140 64H142V63H140ZM193 64V65H194ZM198 64V63H197ZM216 64V63H215ZM227 64V63H226ZM245 64V63H244ZM20 64H19V66H20V69L19 70H21V66ZM44 65V66H43ZM62 65V66H61ZM127 65H129L128 63H127ZM126 65V66H127ZM134 65H135V63H134ZM147 65H145L146 67H148ZM173 65V64H172ZM190 65V64H189ZM199 65V64H198ZM205 65H206V63H205ZM204 65V66H205ZM224 65V64H223ZM223 65H222V67H223ZM229 65V64H228ZM18 66V67H19ZM58 66H60V67H58ZM136 66V65H135ZM139 66V65H138ZM174 66V65H173ZM201 66V65H200ZM207 66V65H206ZM205 66V67H206ZM9 67V70L7 69ZM15 67L16 66H14V69H15ZM28 67V68H29ZM97 67V66H96ZM120 67V66H119ZM128 67H130V66H128ZM141 67H143V65L141 66ZM171 67V66H170ZM179 67V66H178ZM229 67V66H228ZM34 69L35 71H29V70H31V69ZM91 68V69H90ZM124 67H122V69H123ZM140 68V67H139ZM162 68H164V67H161V70H162ZM206 68H208V67H206ZM32 69V70H33ZM119 69V68H118ZM121 69V68H120ZM142 69V68H141ZM144 70H146L145 68H143ZM157 69L159 70V68L157 67ZM173 69H174V67H173ZM175 69H177V68H175ZM184 69V68H183ZM235 68H233L232 70H234ZM238 69V68H237ZM263 69V68H262ZM19 70H18V73H19ZM23 70V72H25ZM96 70V69H95ZM117 70V69H116ZM129 70V69H128ZM136 70V72H137V70L138 69H135ZM150 70H153L152 69V66H151V68H150ZM150 70L148 71V68H147V71H143L144 73L143 74H138V77L136 76V79L137 80H133L134 82H131L130 83V85H131V87L128 85V87L130 88V89H128V87H127V84L129 83L128 81H127V84H126V86H125V88L127 87V91L128 90H130V92H131V88H132V90H134V91H132L131 93H127L128 94V96L130 97V99L132 98V99H134L135 98V100H136V102H138V100L137 99H139V97H141V95H139V97H134V95L136 94V92H138V89H139V91L141 92L142 90H141V88L143 87V88H149L150 86L148 85V83H149V81L151 80L150 78L149 79H147L148 78V76H150V77H155V75H157V74H155V72H156V70L153 72H151L152 74H150ZM160 70V71H161ZM179 70H181L180 68H179ZM185 70V69H184ZM203 70V69H202ZM210 70V69H209ZM242 70V69H241ZM86 71V72H87ZM121 71V70H120ZM173 71V70H172ZM175 71V70H174ZM235 71L237 72V70L235 69ZM235 71L233 72L232 71V73H235ZM11 72V73H10ZM35 72V73H34ZM159 72V71H158ZM163 72V71H162ZM166 72V71H165ZM180 72V71H179ZM214 72V71H213ZM14 73H15V71H14ZM21 73H22V70H21ZM31 73H29V74H27L26 73V75H32ZM97 73V74H98ZM133 73V72H132ZM157 73V72H156ZM210 73V72H209ZM22 74H25V73H22ZM57 74V76L58 77H56L55 75ZM59 74H60V76H59ZM116 74V73H115ZM159 74V73H158ZM167 74H168V72H167ZM0 75H2L3 76V73L2 74H0ZM88 75V74H87ZM92 75V74H91ZM91 75L89 76V77H91ZM111 75H113V74H110V79L111 78H113V77H111ZM133 75V74H132ZM153 75V76H152ZM184 75V74H183ZM242 74H240L239 76L238 75H234V74H232V76H230V78H231V80H233V83H234V87H232L234 90H235V88H236V90L237 91H239V93H240V91L242 92V91H244L243 89H242V87H244V85L246 86L247 84H245V83H243V81L244 80H241L240 79V76H241ZM36 76V75H35ZM34 76V77H35ZM160 76V75H159ZM157 77L156 76V78H157V80H158V78H159V82H161V80H164V79H160V77ZM233 76H236V77H234V78H236V79H233ZM54 77H56V79H53ZM84 77H86V76H84ZM84 77H83V79H84ZM88 77V76H87ZM95 77V76H94ZM123 77V76H122ZM166 77V76H165ZM176 77V76H175ZM238 77H239V79H238ZM242 77H243V75H242ZM0 78H2V77H0ZM38 78V77H37ZM38 78V79H39ZM57 78L59 79L58 81L60 82V83H58V82H54V80L55 81H57ZM70 78V79H71ZM100 78H99V80H100ZM102 78V79H103ZM155 78V79H156ZM163 78H164V76H163ZM167 78V77H166ZM165 78V79H166ZM198 78V77H197ZM28 79L29 78H27V81H28ZM147 79V80H146ZM155 79L153 80V82L155 81ZM177 79V78H176ZM184 79V78H183ZM250 79V78H249ZM4 80V81H5ZM68 80V79H67ZM87 80V79H86ZM93 79H91V81H92ZM99 80H97L98 82H99ZM152 80H151V83H150V85L151 84H153L154 85V83L155 82H157V81H155L154 83L152 82ZM167 80V79H166ZM251 80H252V78H251ZM27 81H25V82H27ZM31 81H33V80H31ZM84 82H85V79L83 80ZM106 81V80H105ZM148 81V82H147ZM174 81V80H173ZM187 81V80H186ZM191 81V80H190ZM195 81V80H194ZM239 81H242V82H239ZM261 81H263L264 82V79L263 80H260V82ZM12 82V83H13ZM80 82V81H79ZM96 82V81H95ZM102 82H103V80H102ZM145 82H147V83H145ZM170 82V81H169ZM169 82H166V83H169ZM236 82V83H235ZM12 83H10V87L11 88H8V90H10V89H16L18 86H13L12 85ZM66 83V82H65ZM81 83H82V81H81ZM85 83H87V81L85 82ZM100 83V82H99ZM106 83V82H105ZM105 83H103V84H105ZM134 83V84H133ZM147 84V85H145V84ZM171 83V82H170ZM170 83L168 84V85H170ZM173 83V82H172ZM175 83V82H174ZM231 83V82H230ZM242 83H243V85H242ZM255 84L256 83H258L257 81H255L254 82ZM39 84V85H38ZM67 84H69L70 86H72V83H67ZM101 84V83H100ZM102 84V85H103ZM163 84H164V86H163ZM186 84V83H185ZM188 84H190V83H188ZM68 85V87H70ZM80 85V84H79ZM143 85H145V86H143ZM160 85V84H159ZM165 85H167V84H165V82L164 83H161V85L160 86H156V85H154V86H156V87H159V88H161V90H159V88H158V91H160L159 92V95L157 96V95H155L156 93L158 94V91H157V88H156V91H155V88L153 89L152 88V85H151V88L148 90V89H144V91H142V93H143V95H144V97L146 98V95H148L149 96V94H147V93H149L148 91H151V96H150V98L152 97V96H156V98H154V100H156L157 99V97H159L160 95H164L162 98L160 97V99L161 100H166V99H168L167 98V93L169 94V92H167V89L169 90V91H171L172 93H173V96H174V94H176V90H178V87L177 86H179V84H177L176 83V85L174 86V85H170V86H168L167 85V87L165 88ZM184 85V82L183 83H181L180 84V86H179V88L181 89H183L184 88V90L186 89V87H184L183 86ZM238 85L239 86H241V87H239V88H237L238 87ZM258 85V87L257 86H255L256 88L253 90L254 92V95L256 94V92L257 93H264V83H260V85L259 84H257ZM262 85V86H261ZM6 86V85H5ZM8 86V85H7ZM26 86H29V87H26ZM81 86V85H80ZM105 86V85H104ZM103 86V89H101V91H105V93H103V92H101V91H99V93H98V95H99V97H98V95L96 96V95H94L95 97H93L92 99H89L88 98V100H90V104H91V102H93V100H94V98H96V97H98L97 99H98V103H100L101 105L102 104H104L105 102H104V100H106V99H108V97L109 96H111V95H109L108 96V94H106V91H109V90H106V88H109V87H107V85H106V87H104ZM132 86H134V87H132ZM148 86V87H147ZM162 86L164 87V88H162ZM173 88H175L176 90H174V92H173V89H172V87ZM237 86V87H236ZM17 88L16 89V91L18 90V89H21V90H23L22 88ZM75 87H76V84H75ZM171 87V88H170ZM261 87V88H260ZM263 87V88H262ZM71 88V87H70ZM69 88V89H70ZM241 88V90H239ZM248 88V86L246 87V89ZM259 88V89H258ZM43 89V90H42ZM136 89V90H135ZM164 89H165V91H164ZM171 89V90H170ZM181 89V90H182ZM147 90V91H146ZM184 90H182V91H180V90H178V92L177 93H179V95H181V94H183L184 92ZM234 90H232L233 92H234ZM251 90V89H250ZM259 90H261V91H259ZM263 90V91H262ZM24 91V90H23ZM27 91V90H26ZM27 91V92H28ZM42 91H44V92H42ZM118 90H116L115 92L114 91H112L113 92V95H117L118 93H116ZM164 91V92H163ZM13 92V91H12ZM12 92H10V91H3V92H1L0 93V108L2 107L3 108V106L5 107H7V105H9L10 106V104H7V103H9L10 101L11 102H13V100H15V97H17L16 96V94H15V92H14V94L12 93ZM17 92H19V91H17ZM42 92V93H41ZM68 92V91H67ZM112 92H110V93H112ZM139 92V93H140ZM144 92H146V95H145V93ZM165 92H167V93H165ZM21 93H23V92H21ZM25 93V92H24ZM86 93V92H85ZM138 93V94H139ZM141 93V94H142ZM160 93H163V94H160ZM172 93L170 94V95H172ZM28 94V93H27ZM104 96V94H106V96L107 97H102V95ZM133 95L132 97H131V95ZM154 94V95H153ZM229 94V93H228ZM63 95V94H62ZM115 95V96H116ZM170 95L168 96V97H170ZM176 95H178V94H176ZM175 95V96H176ZM25 96V95H24ZM31 96V95H30ZM60 96V95H59ZM166 96V97H165ZM261 96V95H260ZM263 96V95H262ZM20 97V96H19ZM37 97V98H36ZM224 97V96H223ZM22 98V97H21ZM24 98V97H23ZM29 98V97H28ZM27 98V99H28ZM51 98V99H50ZM102 98H104V99H102ZM137 98V99H136ZM141 98H143V97H141ZM149 98V97H148ZM153 98V97H152ZM150 99V101H152L153 99ZM58 99V98H57ZM61 99V98H60ZM129 99V100H130ZM132 99H131V101H132ZM159 98L157 99V100H160ZM34 100H32L33 102L31 103V104H33L34 103ZM35 100V101H36ZM68 100V99H67ZM96 100V99H95ZM128 100V101H129ZM140 100V99H139ZM153 100V101H154ZM18 101V100H17ZM16 101V102H17ZM100 101V102H99ZM171 101V100H170ZM173 101V100H172ZM15 102V101H14ZM23 102V101H22ZM30 102V101H29ZM38 102H37V104H38ZM40 102V103H41ZM45 102V101H44ZM88 102V101H87ZM133 102V101H132ZM136 102H134L133 104L132 103H127L128 105L127 106H131V107H135L134 106V104H136ZM155 102V101H154ZM51 103H53V102H51ZM66 103V102H65ZM96 102H93L92 103V105L95 107V109L97 108V105L99 106V104H95ZM156 103H157V101H156ZM22 104V103H21ZM28 104V103H27ZM30 104V105H31ZM36 104V105H37ZM87 104H89V102L87 103ZM131 104V105H130ZM171 104V103H170ZM36 105L34 104L33 106H35L36 107ZM38 105H40V104H38ZM84 105V107L82 106V111H86L87 112V108L90 110V111H92L94 108H93V106L91 107L90 105V107L88 106L87 107V105H85V104H83ZM133 105V106H132ZM153 105H154V103H153ZM165 103L162 105L163 106V109H164V107H165ZM80 106V107H81ZM162 106H160L161 108H162ZM61 107V106H60ZM80 107H79V111H80ZM154 107H156L155 109H154ZM159 107V108H160ZM18 108V107H17ZM33 107H31V109H32ZM83 108H85V109H83ZM101 108V107H100ZM129 108V111H130V107H128ZM133 108H131V109H133ZM152 108H153V110H154V112H156L157 110L156 109H158L157 108V106H152ZM46 109H47V107H46ZM73 109V108H72ZM71 109V110H72ZM145 109H146V107H145ZM89 110H88V112H89ZM98 110H100V109H98ZM148 110H150V108L148 107ZM156 110V111H155ZM159 110V109H158ZM1 111V110H0ZM15 111V110H14ZM81 111V112H82ZM95 111V110H94ZM32 112H33V110H32ZM158 112V111H157ZM1 113H3V111H1ZM42 113V112H41ZM45 113V112H44ZM13 114V113H12ZM32 114V113H31ZM50 114V113H49ZM25 115V114H24ZM26 115H28V113L26 114ZM41 115H43V114H41ZM9 116V115H8ZM8 116H7V119H10L11 120V118H8ZM19 116V115H18ZM45 116V115H44ZM35 118L37 117V115L35 114V116H34ZM43 117V116H42ZM47 117V116H46ZM49 117V116H48ZM29 118V117H28ZM44 118V117H43ZM20 119H21V117H20ZM20 119H18L19 120V124H20ZM29 120V119H28ZM40 120V119H39ZM45 120V119H44ZM49 120V119H48ZM23 121V120H22ZM47 121V120H46ZM18 122V121H17ZM27 122H29L28 124L29 125H32L31 124V121H26V123ZM36 122V121H35ZM155 122V121H154ZM33 123V122H32ZM40 124H41V122H40ZM39 124V125H40ZM0 127H2V124L0 123ZM23 125H24V121H23ZM35 125V124H34ZM5 126V125H4ZM25 126V125H24ZM23 126V127H24ZM31 127V126H30ZM29 127V128H30ZM6 128V127H5ZM8 128V127H7ZM28 128V127H27ZM19 129V128H18ZM22 130V129H21ZM1 131V130H0ZM3 131V130H2ZM5 131H7V130H5ZM18 131V130H17ZM21 132V131H20ZM19 132V133H20ZM25 132V131H24ZM22 133V132H21ZM24 134V133H23ZM22 134V135H23ZM21 135V136H22ZM21 136H20V138H21ZM9 138V137H8ZM24 138V137H23ZM150 159H152V158H150ZM193 160V159H192ZM191 161V160H190ZM262 163V162H261ZM260 163V164H261ZM128 164V163H127ZM260 164H258V165H260ZM84 165V164H83ZM123 165V164H122ZM230 166V165H229ZM94 168V167H93ZM117 168V167H116ZM254 169H253V171H254V174H255V167H253ZM263 168V166L261 167L260 166V170ZM124 169V168H123ZM104 170V169H103ZM137 170V169H136ZM124 171V170H123ZM242 171V170H241ZM245 171V170H244ZM243 171V172H244ZM253 171L250 169V171L248 172V168L246 169V172H248V173H246V174H242V172H241V176H239V175H237V177L235 178L234 176L233 177H231L230 179L228 178L227 180H225L224 181V183L223 184H217V186H216V184L214 185L213 183H211V179L209 178L208 180H203V181H201L200 183H197V184H191V183H188V184H185V185H183L182 187H181V189H180V191L178 192V193H175L172 197H170V198H168V200L166 199V200H162V199H160L159 198V196L158 195H153V196H150L149 198H146V200L144 199V200H142V203H140V201H139V203H138V201H137V204H136V201H135V203L133 202V203H131L129 206H128V208L126 209V210H123V211H120L119 212V214H118V218H115V219H113L112 221H111V226L112 227H110L111 228V230H110V232L112 231L113 232V234H109L110 235V237H103L102 236V239H101V244H102V246H103V248H101V249H97V250H94L95 252L97 251L98 253H99V257L101 258V261L103 262V264H105L106 262V264H108V262H110L112 259H113V257H112V254H110L109 253V250L110 249H116V251L117 250H119V251H124V252H126L127 254H129L130 253V255H131V252L133 251V248H134V246H136L134 249H136V248H138L137 250L139 251V253H138V251H137V253L136 252H134V253H132V254H134V257L136 258H134L135 260V262L136 263H141L142 264V261L143 260H145V258L147 259V260H150L152 257H153V252H155L154 253V255L157 253L158 254V252H160L159 250H156V248L158 247V249H160V248H164V246L165 247H167V245L169 246V245H171V244H167V243H169L170 241H172V240H170L171 238H173V239H175V240H173L172 242H177L178 241V239L180 238L179 236H180V234H181V236L183 235V237H187L186 238V240L188 241L189 240V238L191 239V241H192V243H185V238H183L184 240H182V242L180 241L179 243L177 242V244L174 242V244L172 245L173 247L175 246V244H176V246H175V249L177 250H175V252H172V254L170 255L169 254V252L167 253V254H165L166 256V258H168L169 257V262H171V261H177V258L176 257H178V256H176V254L177 255H182V253L184 254V256L186 255V254H188V256L189 257H191V255H192V261H194L195 259H197V257L196 258H194V256H193V252H194V249L196 248V247H194V246H192V248L194 247V249H192L191 251H192V254H191V252H188V251H190V249H191V247H190V249L188 250H185V248H186V246L184 247V245L183 244H195L196 246L198 245H202L203 244V248H208V247H204V244L206 243V241H207V236H208V238H209V236H210V233H209V231L211 230L210 229V226L212 227V224H213V226H215V227H218V225H220V227L219 228H222L223 230L225 229L224 227H227L228 225H230L231 227H230V229L232 230V232H233V234H237V235H241L242 236V234H243V236H246V237H248V235L250 236H253V234H257V233H261L262 234V232H263V230H264V228H260V226L259 225H257V223H256V221H254L253 219H255V217L254 218H252L251 216H250V219L249 218H247L245 215H247V214H249L250 215V212H252V214H253V212L254 211H259V209H264V199H258V198H256V196L258 195H260L261 196V193H263V190L261 191V193H259L258 194V192L256 191V190H254L253 188V185H252V189H248L249 187V183H254L253 181L251 182L250 181V178H248V177H246V176H248V175H250L251 173H253ZM101 173V172H100ZM224 173V172H223ZM234 173V172H233ZM93 174V173H92ZM136 174V173H135ZM254 174H251L253 177H252V180L254 179V178H256V177H258L256 174V176H254ZM9 175V174H8ZM250 175V176H251ZM120 176V175H119ZM77 178V177H76ZM86 178H87V176H86ZM126 178V177H125ZM245 178H248L249 179V182H248V180L247 179H245ZM13 179V178H12ZM78 179V178H77ZM79 180V179H78ZM35 181H37V180H35ZM74 181V180H73ZM27 183H28V181H27ZM262 183V182H261ZM15 184H17L16 182H15ZM14 184V185H15ZM78 184V183H77ZM248 184V190H246L247 192V199L249 198L250 199V196L251 197H253L254 199H250V201H251V203H250V205L249 204H247L246 205V207H245V205L243 206V204H242V206L244 207L242 210H239V212L238 213H236V214H234V216L235 217H233L232 216V218H235V221H236V225L235 226H233L232 227V223L231 224H228L225 220V224H226V226L223 224L224 222H220V223H218L219 222V220H218V222H216L217 224H214V223H212V221L213 220H203V219H205V218H208V217H203V221L204 222H206V223H203L202 221V225H203V227H204V224H206V226H209V227H207V228H209L208 230H207V228H206V230L204 229V231H203V229H202V226L200 227L199 225V228H198V226H197V224H201L200 223V221L198 222V220L200 219L201 220V218H199L198 220H197V218H198V212H196L195 210H193V211H195L196 213H198L197 215H195L193 212V214L191 213V212H189L187 215H184V214H182L181 212V209H176V208H173L172 207V209H171V207H169V208H167V204L169 205H171V204H174L175 202H178V201H183V202H189V203H191V201L192 200H194V199H199L198 201H201V200H204L203 198H205V199H207V198H210L211 199V197H212V199L214 198V197H216V198H222V197H226L227 195L229 196V194L231 193H236V195L238 194V192H239V190L237 191V189H238V187L240 186H242V185H247ZM48 185V184H47ZM71 185V184H70ZM16 186V185H15ZM29 186H30V184H29ZM44 186V185H43ZM263 186V185H262ZM34 187V186H33ZM242 187H244V186H242ZM27 188V187H26ZM258 188H259V185H258ZM50 189V188H49ZM261 189V188H260ZM17 190V189H16ZM20 190V189H19ZM19 190H17V191H19ZM33 190V189H32ZM245 190V189H244ZM21 191V190H20ZM7 192V191H6ZM98 192V191H97ZM14 193H15V191H14ZM146 193V192H145ZM11 194V193H10ZM142 194V193H141ZM240 194V193H239ZM41 195V194H40ZM28 196V195H27ZM146 196V195H145ZM257 196V197H258ZM231 198V197H230ZM243 198H245V197H243ZM78 199V198H77ZM211 199V200H212ZM79 200V199H78ZM242 200V199H241ZM30 201V200H29ZM60 201V200H59ZM94 201V200H93ZM221 201V200H220ZM228 201V200H227ZM26 202V201H25ZM193 202V201H192ZM196 202V201H195ZM194 202V203H195ZM206 202V201H205ZM228 203H229V201H228ZM74 204V203H73ZM140 204V205H139ZM185 204V203H184ZM193 204V203H192ZM233 204V203H232ZM223 205V203L221 204V206ZM225 205V204H224ZM172 206V205H171ZM195 206V205H194ZM200 206V205H199ZM187 207V206H186ZM213 207V206H212ZM232 207V206H231ZM240 207V206H239ZM28 208V207H27ZM182 208V207H181ZM208 208V207H207ZM236 208V207H235ZM3 209V208H2ZM155 210V211H158V213H159V217H157V218H155V220H149L148 222H140V223H132V222H129L128 221V217H130L131 215H133V213L135 212H138L139 210L140 211H142V210ZM194 209V208H193ZM196 209V208H195ZM210 209V208H209ZM223 209V208H222ZM233 209V208H232ZM241 209V208H240ZM149 210V211H150ZM184 210H185V208H184ZM235 210V209H234ZM233 210V211H234ZM9 211V210H8ZM35 211V210H34ZM149 211H146V212H148L149 213ZM186 211V210H185ZM211 211V210H210ZM143 212V211H142ZM134 213V214H135ZM155 213V212H154ZM203 213H205V212H203ZM222 213V212H221ZM228 213V212H227ZM259 213V212H258ZM261 213V212H260ZM258 214V215H261V214ZM143 214H145V213H143ZM207 214V213H206ZM208 214H210V213H208ZM207 214V215H208ZM214 214V213H213ZM139 215V214H138ZM179 215H181V216H184V217H186L188 220H189V223L190 222H192V224H194L193 226H187V227H185V228H182L181 227V225H182V223L184 222V220H183V222L182 223H179V224H181L180 225V227H171V225H172V223H173V220L174 219H176ZM201 215V214H200ZM211 215V214H210ZM228 215H233V213H229ZM248 215V216H249ZM115 216V215H114ZM224 216V215H223ZM101 217V216H100ZM99 216L98 217H96L95 219H90V221L89 222H87V223H85V224H87V225H89V224H92L91 226H93V227H95L94 226V224L95 223H99L100 224V222H102V221H100L101 219L102 220H104L103 219V217L102 218H100ZM219 217V216H218ZM231 217V216H230ZM26 218V217H25ZM113 218V217H112ZM212 218H213V216H212ZM211 218V219H212ZM222 218V217H221ZM252 218V219H251ZM151 219V218H150ZM223 219V218H222ZM230 219V218H229ZM145 220V219H144ZM262 220H264V219H262ZM100 221V222H99ZM132 221V220H131ZM187 221V220H186ZM232 221H234V220H232ZM232 221H230V222H232ZM261 221V220H260ZM136 222V221H135ZM196 222V223H195ZM198 222V223H197ZM214 222V221H213ZM77 223H79V222H77ZM89 223V224H88ZM237 223H238V225H237ZM54 224H55V221H54ZM80 224V223H79ZM83 224L84 223H82L81 224V226L79 225L78 226V224H76V222L74 221V222H70V223H66L65 225H62V226H56V224L53 226L54 228H46V230H44L40 235H38V236H30V237H28L27 239H24L25 241L22 243V242H20V241H14L13 243H11L10 245H9V247H8V252L10 253V255H6V254H4V253H1L0 252V264H5V263H7L8 264V262H10L11 264H20V263H17V259L19 258L17 255H16V253L18 252V251H20L19 250V248H20V246L22 245V244H24L25 246H26V250H32V249H34L35 247H40V246H46L48 243H49V241H50V244H51V241L53 242L54 241V238L56 237V239H60V237L61 238H63V237H66V236H68V235H70V234H72L73 235V232H74V230H75V232L78 230V229H76V228H81L82 226H83ZM99 224H96V225H99ZM185 224V223H184ZM196 224V225H195ZM261 224V223H260ZM107 225H109V223L107 224ZM217 225V226H216ZM106 226V225H105ZM143 226H145V228L148 226V227H150V226H152V227H156V228H158L159 230H161L160 231V234L157 232V234L155 235L154 233L153 234H151L150 233V231L151 230H149V232H148V234H147V231H145L146 232V234L144 235V234H142V235H138V234H136L135 232H133V230L136 228H139V227H143ZM172 226H174V225H172ZM194 226H197V227H195L194 228ZM97 228V227H96ZM105 228V227H104ZM109 228V227H108ZM198 228V229H197ZM213 228V227H212ZM98 229V228H97ZM142 229V228H141ZM144 229V228H143ZM185 230L184 232H183V230ZM217 229V228H216ZM215 229V230H216ZM262 231H261V230ZM89 230V229H88ZM93 230V229H92ZM108 230V229H107ZM226 231L227 230H229V229H225ZM135 231V230H134ZM139 231V230H138ZM212 231V230H211ZM217 232H218V229L216 230ZM215 231V232H216ZM221 231V230H220ZM74 232V233H75ZM82 232H84V231H82ZM207 234H206V233ZM213 232V231H212ZM222 232V231H221ZM225 232V231H224ZM231 232V233H232ZM97 233V232H96ZM120 233V234H119ZM137 233H139V232H137ZM142 233V232H141ZM140 233V234H141ZM150 233V234H149ZM208 233H209V235H208ZM230 233V232H229ZM264 233V232H263ZM93 234V233H92ZM103 234H105V233H103ZM102 234V235H103ZM212 234V233H211ZM223 234V233H222ZM119 235V236H118ZM207 235V236H206ZM231 235V234H230ZM105 236V235H104ZM106 236H108V234L106 233ZM250 236V237H251ZM259 237H260V235H258ZM264 236V235H263ZM262 236V237H263ZM58 237V238H57ZM72 237V236H71ZM99 237V236H98ZM97 237V238H98ZM234 237V236H233ZM236 237V236H235ZM237 237H239V236H237ZM250 237H248V238H250ZM210 238H212L211 236H210ZM232 238V237H231ZM1 239H2V237H1ZM52 239V240H51ZM214 239V238H213ZM212 239V240H213ZM222 239V238H221ZM245 239V238H244ZM256 239L257 240H259L257 237H256ZM79 240V239H78ZM215 240V239H214ZM217 240V239H216ZM242 240V239H241ZM252 240H253V238H252ZM262 240V239H261ZM73 241H75V240H73ZM190 241V240H189ZM218 241V240H217ZM235 241V240H234ZM264 241V240H263ZM56 242V241H55ZM69 242V241H68ZM86 242H87V240H86ZM196 242V243H195ZM229 242V241H228ZM259 242V241H258ZM96 243V242H95ZM180 243H181V245H182V247H184L183 249H182V247H180L181 245H180ZM198 243V244H197ZM200 243V244H199ZM207 243H210V240L207 242ZM216 243V242H215ZM231 243V242H230ZM233 243V242H232ZM263 243V242H262ZM151 244V246H149ZM153 244H154V246H153ZM156 244V245H155ZM178 244L180 245L179 247H178ZM218 244V243H217ZM238 244V243H237ZM5 245V244H4ZM70 245V244H69ZM77 245H78V243H77ZM95 245V244H94ZM157 245H160V248H159V246H157ZM164 245V246H163ZM206 245V244H205ZM216 245V244H215ZM236 244L234 243V246H235ZM245 245L247 246V244L245 243ZM250 245V244H249ZM92 246V245H91ZM139 246V247H138ZM140 246H145L146 248L148 247V253L146 252V248H144V252H146V253H144L143 252V247H141L140 248ZM157 246V247H156ZM189 246V245H188ZM197 246V247H198ZM207 246V245H206ZM218 246V245H217ZM216 246V247H217ZM240 246V248L238 247V245H236L235 247H237V251L239 250L240 252H239V254H237V255H232L231 253H229V251H226V249L225 250H223V248L221 249L222 251H219V253L223 256V258L225 257V258H228V259H230V260H232L233 261V263L235 262L236 264H251L250 263V259H248V257H249V255H250V253H248V254H246L247 252L245 251L246 249L244 248H242L241 247V245H239ZM251 246V245H250ZM252 246H253V244H252ZM52 247V246H51ZM59 247V246H58ZM75 247V246H74ZM73 247V249H74V251L77 253L75 256H68L67 254L69 253V246L68 247H66L65 246V244L59 249L60 251V254H57L56 253V251L54 252H49V253H47L46 255H45V257H43V259L39 262H34V264H78V263H85V264H92V262H97L98 260H96V261H94L93 260V258H92V260L91 259H88L86 256H84V255H81L80 254V252H82V254H83V251L84 250H82L81 248H78V247H80V246H78L77 248H74ZM99 247V246H98ZM151 247H153V248H150ZM221 247V246H220ZM225 247V246H224ZM230 247V246H229ZM231 247H233V244H232V246ZM253 247H255V246H253ZM259 247V246H258ZM181 249L182 250V252H180L181 250H178V249ZM188 248V247H187ZM200 248L201 247H199L198 249H195L196 251L198 250V253L199 254H201L200 253ZM211 247H209L208 248V250H211L212 251V253L213 252H215V251H213L214 250V248H213V245H212V249H210ZM256 248V247H255ZM262 248V247H261ZM260 248V249H261ZM263 248H264V246H263ZM262 248V249H263ZM23 249V248H22ZM132 249V250H131ZM140 249H142L141 251H140ZM154 249V250H153ZM164 249H166V248H164ZM202 249V248H201ZM218 249V248H217ZM244 251H243V250ZM252 249V248H251ZM258 249V248H257ZM260 250L259 252L257 251V253H260V254H258L259 255V257L261 256L263 259H264V249L263 250ZM26 250H24V252L26 251ZM40 250H42V248L40 249ZM45 250V249H44ZM66 250L68 251V253L66 254V253H64V252H66ZM81 250V251H80ZM157 252H156V251ZM173 250V249H172ZM215 250H216V248H215ZM2 251V250H1ZM80 251V252H79ZM85 251H87V250H85ZM89 252H90V250H88ZM93 251V250H92ZM131 251V252H130ZM134 251H136V250H134ZM153 251V252H152ZM166 251V250H165ZM165 251H162L163 253H165ZM185 251L186 252H188V253H186L185 254ZM211 251L208 253V255H209V257L208 258H210V254H211ZM247 251H248V248H247ZM22 252V251H21ZM78 252H79V254H78ZM203 252H205V251H203ZM253 252V251H252ZM8 253V254H9ZM28 253V252H27ZM73 253V252H72ZM97 253V254H98ZM136 253V254H135ZM151 253H152V256H151ZM178 253H180V254H178ZM198 253L196 254L197 256H198ZM217 253V252H216ZM232 253H234V251H232ZM255 253V252H254ZM12 254V255H11ZM23 254V253H22ZM66 254V255H65ZM85 254V253H84ZM139 254V255H138ZM155 255L154 256V259H155V257L156 258H158V255ZM169 254V255H168ZM194 254V255H195ZM219 254V255H220ZM243 254H244V256H243ZM24 255V254H23ZM34 255V254H33ZM81 255V256H80ZM136 255H138V256H136ZM149 255H150V257H149ZM159 255H161V253L159 254ZM167 255H168V257H167ZM205 255L207 256V252H205ZM215 254H213V256H214ZM245 255H248V257H246ZM22 256V255H21ZM37 256L39 257V260H40V255L39 254H37ZM125 256V255H124ZM213 256H211V257H213ZM32 257H35V256H32ZM93 257H95V256H93ZM119 257V256H118ZM150 259H149V258ZM165 257L163 258V259H165ZM186 257V259H188L189 257H187V256H185ZM199 257H200V255H199ZM37 257H35V259H36ZM91 258V257H90ZM99 258V259H100ZM125 258H127V257H125ZM130 258V257H129ZM132 258V257H131ZM130 258V259H131ZM132 258V259H133ZM184 258V257H183ZM203 258V257H202ZM205 258V257H204ZM247 258V259H246ZM21 259V258H20ZM19 259V260H20ZM26 259V258H25ZM181 259V258H180ZM185 259V260H186ZM219 259H220V257H219ZM252 259H255V258H253L252 257ZM18 260V261H19ZM24 260V259H23ZM120 259H118V260H115L114 262H116V261H119ZM122 260V259H121ZM125 260V259H124ZM152 260V259H151ZM222 260V259H221ZM261 260V259H260ZM27 261V260H26ZM34 261V260H33ZM91 261V262H90ZM100 261V262H101ZM161 261V260H160ZM183 261V260H182ZM190 261V260H189ZM219 261V260H218ZM231 261V262H232ZM21 262V261H20ZM31 262V261H30ZM126 262H128V263H130L131 264V262L130 261H125V264H127ZM164 262V261H163ZM163 262L161 263V264H163ZM191 262V261H190ZM190 262L189 263H187V264H190ZM196 262V261H195ZM201 262H203L202 260H201ZM225 262H226V260H225ZM252 262V261H251ZM32 263V262H31ZM121 263H122V261H121ZM123 263H124V261H123ZM122 263V264H123ZM143 263H144V261H143ZM152 263H157V260L155 261V260H152ZM166 263V262H165ZM168 263V262H167ZM166 263V264H167ZM179 263H181V262H179ZM197 263V262H196ZM200 263V261H198V264ZM220 263H222V261L220 262ZM223 263H224V261H223ZM227 263H228V261H227ZM102 264V263H101ZM115 264H117V262L115 263ZM118 264H120V262L118 263ZM145 264V263H144ZM171 264V263H170ZM173 264H175V263H173ZM177 264H178V262H177ZM191 264H193V263H191ZM208 264V263H207ZM257 264H258V262H257Z\"/></svg>",
    "mask_w": 264,
    "mask_h": 264
}]
</instances>
